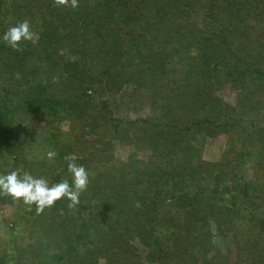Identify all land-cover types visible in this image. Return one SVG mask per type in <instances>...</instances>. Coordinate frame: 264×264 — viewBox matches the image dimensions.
<instances>
[{
    "label": "trees",
    "instance_id": "16d2710c",
    "mask_svg": "<svg viewBox=\"0 0 264 264\" xmlns=\"http://www.w3.org/2000/svg\"><path fill=\"white\" fill-rule=\"evenodd\" d=\"M77 3L0 0V35L25 19L34 32L19 50L0 41V174L56 183L70 160L89 173L72 208L0 194L13 208L0 264H264V0ZM127 88L148 118L109 117L108 94ZM35 122L54 157L23 158ZM218 137L224 152L207 161ZM115 140L134 148L127 161Z\"/></svg>",
    "mask_w": 264,
    "mask_h": 264
},
{
    "label": "clouds",
    "instance_id": "9594fccd",
    "mask_svg": "<svg viewBox=\"0 0 264 264\" xmlns=\"http://www.w3.org/2000/svg\"><path fill=\"white\" fill-rule=\"evenodd\" d=\"M59 4H69L72 8L78 6L77 0H57ZM34 32L29 20L25 19L10 26L0 35V41L14 50H19L24 42L31 41ZM48 158L55 156L54 152L47 153ZM69 179L50 183L43 177H37L28 171L13 169L0 174V194L13 199L22 200L25 205H35L37 213L52 207L56 201L66 199L68 207H75L79 197L89 184L88 170L82 165L70 160L67 165Z\"/></svg>",
    "mask_w": 264,
    "mask_h": 264
},
{
    "label": "rangeland",
    "instance_id": "374dc122",
    "mask_svg": "<svg viewBox=\"0 0 264 264\" xmlns=\"http://www.w3.org/2000/svg\"><path fill=\"white\" fill-rule=\"evenodd\" d=\"M131 88H127L123 90L118 95H110L108 94L107 102L109 104V108L111 111L110 118L114 120H137V119H146L149 117L148 109H142L137 111H129L128 104L132 105V102L130 100H134V97H130ZM221 98L232 107L238 104L241 100V96L238 94L237 91L231 88H224L221 91ZM264 98V97H262ZM101 96L98 98V102H100ZM141 107V106H140ZM139 108V107H138ZM139 111V112H138ZM264 116V114H263ZM264 120V117H263ZM76 127V125H75ZM63 130L69 129L68 123H63L60 127ZM72 129V127H70ZM50 137V128L46 126L42 122H35L34 123V133L32 135V138L27 142L23 151V158L27 159L28 161H34L39 160L40 158H46L48 153V142L47 139ZM114 144V155L118 159L127 161L131 154L134 152V148L130 146L131 144H128L126 142H122L121 140H115L113 142ZM87 147H90V150H94V148L91 147V144L87 145ZM226 147V137H218L217 139L208 140L206 146H205V153L204 158L207 161L214 162L218 160ZM99 154L98 152H95ZM6 163H8V166L13 165V162H11V159H7ZM5 165V164H4ZM6 166V167H8ZM254 168L250 167L248 169V172L246 173L244 177V181L248 182L251 180V177L253 175ZM12 212L13 208L11 206H0V242H2L9 234L10 228L13 223L12 219ZM230 237H225L221 242H218L216 245L207 247L208 255L209 257H213L217 250L219 249H225L229 248L230 244ZM17 242L23 246V244H26L27 242V236L25 234L20 235L16 238Z\"/></svg>",
    "mask_w": 264,
    "mask_h": 264
}]
</instances>
